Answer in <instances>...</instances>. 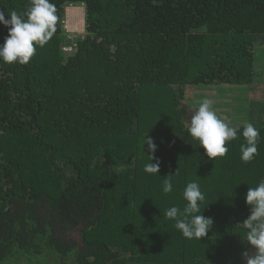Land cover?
I'll list each match as a JSON object with an SVG mask.
<instances>
[{"label":"trees","instance_id":"16d2710c","mask_svg":"<svg viewBox=\"0 0 264 264\" xmlns=\"http://www.w3.org/2000/svg\"><path fill=\"white\" fill-rule=\"evenodd\" d=\"M50 2L51 39L27 64L0 61V264H244V196L264 180V108L248 93L264 67V0ZM28 3L0 0V11ZM81 3L86 34L63 51L64 9ZM208 85L245 87L233 96L247 119L220 118L259 130L252 161L239 133L214 160L187 133L198 106L183 92ZM145 133L158 174L143 170ZM189 181L213 219L201 240L164 216L186 205Z\"/></svg>","mask_w":264,"mask_h":264},{"label":"clouds","instance_id":"9594fccd","mask_svg":"<svg viewBox=\"0 0 264 264\" xmlns=\"http://www.w3.org/2000/svg\"><path fill=\"white\" fill-rule=\"evenodd\" d=\"M58 17L56 7L50 0H29L28 6L22 12L16 10L7 13L0 11V25L7 29V35L0 43V61L6 64H27L36 53V46L43 47L56 31ZM212 101L204 99L192 114L187 125V133L199 142L204 154L209 159L223 157L228 152L226 141L238 138V133L244 138L240 145V159L248 163L258 153L259 130L251 122L243 121L237 126L221 119L212 109ZM147 145L150 162L144 165V171L158 174L160 160L154 157L157 145L153 139L144 134L141 148ZM144 151V150H143ZM155 159V162L152 161ZM173 189L171 178L163 181L162 191L167 194ZM183 198L187 202L181 210L171 206L165 210L166 219L175 221L184 238L201 240L208 234L213 224L211 217L202 215L201 202L205 195L196 181H189L183 190ZM245 203L249 207V215L239 224L244 229V239L252 247L250 253L244 250L241 255L244 264H264V180H260L255 187H248ZM207 205V204H206Z\"/></svg>","mask_w":264,"mask_h":264},{"label":"rangeland","instance_id":"374dc122","mask_svg":"<svg viewBox=\"0 0 264 264\" xmlns=\"http://www.w3.org/2000/svg\"><path fill=\"white\" fill-rule=\"evenodd\" d=\"M69 9H76L83 14L82 17V24L78 25L75 22H72L68 15ZM75 10L74 13L77 11ZM84 8L76 6L67 5L64 9V18L62 19V27H63V34L66 37L65 43L62 45L63 51H68L76 45V40L78 38H83L86 34L85 30V21H84ZM71 23L73 25H71ZM261 57V58H260ZM256 70L260 69L264 66V59L261 53L256 54ZM261 59V60H260ZM259 79L258 82L255 83L253 86L254 89H250L249 96L251 99L256 100L259 104V107L264 108V67L258 70ZM238 90L232 89L230 86H199V87H187L183 92L184 100L190 105L198 106V104L204 99H210L213 103L211 105L212 109L219 113V117L225 118L227 116L228 119L235 117L239 119L241 116L244 115V110L242 108L243 103L241 102V98L233 96V94H239L238 92H243L245 87H237ZM243 93H240L241 96ZM247 94V93H246ZM246 106V105H244ZM264 110V109H263ZM230 113V115L227 114ZM227 118L225 120H227ZM242 118L247 119V117L243 116ZM231 121V120H230ZM233 125V123H232Z\"/></svg>","mask_w":264,"mask_h":264},{"label":"bare ground","instance_id":"6f19581e","mask_svg":"<svg viewBox=\"0 0 264 264\" xmlns=\"http://www.w3.org/2000/svg\"><path fill=\"white\" fill-rule=\"evenodd\" d=\"M75 10L76 9H69L68 10V15H69V17L70 16L72 17V19H70L72 22H75L76 24L81 25L82 24L83 14L82 13H74V12H72V11H75ZM71 25H73V24L71 23Z\"/></svg>","mask_w":264,"mask_h":264},{"label":"built area","instance_id":"2783aa9c","mask_svg":"<svg viewBox=\"0 0 264 264\" xmlns=\"http://www.w3.org/2000/svg\"><path fill=\"white\" fill-rule=\"evenodd\" d=\"M71 6H76V5H71ZM78 6L84 8V4H83V3H81V4L78 5Z\"/></svg>","mask_w":264,"mask_h":264},{"label":"crops","instance_id":"0c3cea01","mask_svg":"<svg viewBox=\"0 0 264 264\" xmlns=\"http://www.w3.org/2000/svg\"><path fill=\"white\" fill-rule=\"evenodd\" d=\"M72 12H75V11H72ZM76 13H81L80 11H77ZM70 18L72 19V17L70 16Z\"/></svg>","mask_w":264,"mask_h":264}]
</instances>
